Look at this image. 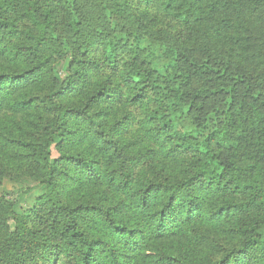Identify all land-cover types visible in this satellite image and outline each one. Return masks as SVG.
Wrapping results in <instances>:
<instances>
[{"label":"trees","instance_id":"trees-1","mask_svg":"<svg viewBox=\"0 0 264 264\" xmlns=\"http://www.w3.org/2000/svg\"><path fill=\"white\" fill-rule=\"evenodd\" d=\"M5 178L0 264H264V0H0Z\"/></svg>","mask_w":264,"mask_h":264},{"label":"rangeland","instance_id":"rangeland-1","mask_svg":"<svg viewBox=\"0 0 264 264\" xmlns=\"http://www.w3.org/2000/svg\"><path fill=\"white\" fill-rule=\"evenodd\" d=\"M58 72L60 75H64L66 72V65L63 64H58ZM214 124H217V120L215 118L212 119ZM25 190V186L21 184V182L15 181L14 179L11 178H5L3 180L0 179V197H2L5 193H12L14 196L13 199L16 200L18 192H23ZM43 188H38L36 189L32 194L28 195L25 203L26 204H31L34 199L40 197L42 195ZM13 226V224H12Z\"/></svg>","mask_w":264,"mask_h":264}]
</instances>
